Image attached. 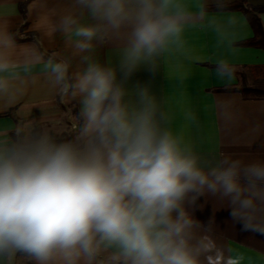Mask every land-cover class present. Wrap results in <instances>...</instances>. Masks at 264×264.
Instances as JSON below:
<instances>
[{"label": "clouds", "instance_id": "obj_1", "mask_svg": "<svg viewBox=\"0 0 264 264\" xmlns=\"http://www.w3.org/2000/svg\"><path fill=\"white\" fill-rule=\"evenodd\" d=\"M203 16L182 0H72L54 20L41 17L39 26L80 58L71 75L67 58L45 65L52 85L78 101L79 127L70 141L26 127L0 141V261L20 254L35 264H96L113 249L117 264H240L214 217L204 222L195 211L213 199L242 231L264 235V159L205 160L172 131L151 79H133L155 76ZM106 42L120 47L115 67L91 55ZM38 58L0 29V93ZM215 70L233 75L226 61Z\"/></svg>", "mask_w": 264, "mask_h": 264}, {"label": "crops", "instance_id": "obj_2", "mask_svg": "<svg viewBox=\"0 0 264 264\" xmlns=\"http://www.w3.org/2000/svg\"><path fill=\"white\" fill-rule=\"evenodd\" d=\"M22 0H0V29L34 32L35 40H16L19 46L36 49L39 58L29 71H21L5 93H0V141L14 139L17 128H36L54 139L73 140L79 127L80 105L65 97L52 85L45 72L49 59L70 60V75L82 67L80 58L58 32L49 34L39 26L41 17L56 15L71 7L72 0H28L23 19L18 4ZM236 0H221V4ZM193 13L203 18L183 35V45L166 52L159 61L155 76L138 72L134 80L148 81L162 107L170 116L172 131L182 137L193 151L205 160L218 159L222 153L243 156L246 160L264 159V98L245 95L240 87L264 82V49L241 42L253 36V30L242 10L222 8L217 0H182ZM261 8L258 17L264 30V0H245ZM25 28L20 33V26ZM42 51V52H41ZM120 47L106 42L91 53L93 59L115 67ZM228 62L231 78H221L216 65ZM191 114L193 119L187 118ZM202 209L195 215L207 222L214 217L217 237L242 257L240 264H264V235L242 231L233 223L225 205L201 200ZM114 250H102L96 264H117ZM30 257L14 256L0 264H20Z\"/></svg>", "mask_w": 264, "mask_h": 264}, {"label": "trees", "instance_id": "obj_3", "mask_svg": "<svg viewBox=\"0 0 264 264\" xmlns=\"http://www.w3.org/2000/svg\"><path fill=\"white\" fill-rule=\"evenodd\" d=\"M28 0H22L18 4L19 12L22 16V18H25V5ZM222 8H237L243 11L245 16L247 17V20L249 21V24L251 25V28L253 30V36L247 40L242 41V44H249L253 46H258L264 49V30L262 28L261 22L258 17V12L261 10V8L256 6L248 5L245 0H236L232 3H224L220 5ZM25 28V22H23L20 26V30H23ZM19 30V31H20ZM14 36V38L18 41L20 40H35L36 36L34 32H26L23 34V36H20L17 32L12 31L11 32ZM42 52V51H41ZM240 91L243 94L252 95L256 97H263L264 98V85H251V86H241ZM60 140V139H56ZM18 256L28 257L24 255L17 254ZM20 264H33L30 260H25L21 262Z\"/></svg>", "mask_w": 264, "mask_h": 264}, {"label": "rangeland", "instance_id": "obj_4", "mask_svg": "<svg viewBox=\"0 0 264 264\" xmlns=\"http://www.w3.org/2000/svg\"><path fill=\"white\" fill-rule=\"evenodd\" d=\"M21 32H23V31H22V30H20V33H21ZM24 33H26V32H23V34H24ZM18 34H19V33H18ZM260 85H261V86H262V85H264V82H263V84H260Z\"/></svg>", "mask_w": 264, "mask_h": 264}]
</instances>
